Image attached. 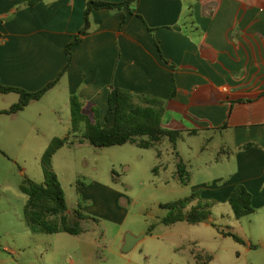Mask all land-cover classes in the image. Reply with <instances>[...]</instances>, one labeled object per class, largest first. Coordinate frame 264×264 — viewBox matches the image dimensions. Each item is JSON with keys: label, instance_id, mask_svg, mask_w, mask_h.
Segmentation results:
<instances>
[{"label": "crops", "instance_id": "0c3cea01", "mask_svg": "<svg viewBox=\"0 0 264 264\" xmlns=\"http://www.w3.org/2000/svg\"><path fill=\"white\" fill-rule=\"evenodd\" d=\"M88 1L0 0L1 83L36 92L54 81L68 62L66 45L84 26ZM72 52L68 71L42 99L64 92L68 106L75 95L89 116L98 108L108 127L116 89L162 99L165 127L213 131L207 142L220 135L217 160L224 155L235 163L224 182L227 196L243 184L255 210L264 209V0H137L131 9H97ZM139 241L127 234L123 252Z\"/></svg>", "mask_w": 264, "mask_h": 264}, {"label": "rangeland", "instance_id": "374dc122", "mask_svg": "<svg viewBox=\"0 0 264 264\" xmlns=\"http://www.w3.org/2000/svg\"><path fill=\"white\" fill-rule=\"evenodd\" d=\"M16 101L15 93L0 92V111ZM22 111L16 118L0 114V264H204L209 256L207 264H264V209L241 220L234 217L224 182L235 163L224 155L217 160L222 139L218 134L207 142L213 131L186 133L176 144L162 140L154 148L95 147L81 132L71 135V144L53 156L52 168L71 219L77 220L75 210L87 216L83 232L33 233L25 221L27 196L21 186L26 179L44 182L41 157L53 138L68 135L71 108L62 92ZM179 158L190 161L187 183L178 174ZM196 191L200 198L185 211L199 200L210 202L208 218L197 224L161 223L168 214L161 204ZM129 233L140 241L124 253L122 241Z\"/></svg>", "mask_w": 264, "mask_h": 264}, {"label": "trees", "instance_id": "16d2710c", "mask_svg": "<svg viewBox=\"0 0 264 264\" xmlns=\"http://www.w3.org/2000/svg\"><path fill=\"white\" fill-rule=\"evenodd\" d=\"M42 0H28L29 6H34ZM137 0H126L123 2H105L100 0H90L87 2L84 11V26L71 42L66 45V54L68 62L59 76L44 88L29 92L22 88L3 85L0 81V92L3 94L17 93L19 101L10 108L0 111V114H15L24 110L32 101L40 100L50 89H52L68 71L72 58V49L81 42V35L87 32L91 27V15L94 10L101 8L122 10L131 9ZM125 16H123V21ZM113 88V86H112ZM175 95V89L171 98ZM72 126L65 137L53 138L44 154L41 157V166L44 171L45 179L42 183L26 179L21 186L22 192L27 196V203L24 211L25 221L28 228L33 233H69L79 235L83 232L81 221L86 219L81 211L75 210L74 216L77 220H72L68 212L66 195L58 175L52 168V159L56 152L71 144V135H77L81 132L83 138L87 139L95 147H111L132 143L141 148H154L158 142L168 140L174 144L184 138L183 131L170 129L163 125L165 115V102L162 99L148 95L137 94L125 89H116L109 96L107 116L112 114L114 122L111 126L103 125L99 120V109L92 108L93 119L83 110V103L77 96H72L70 100ZM253 146L249 143L240 149H248ZM186 164L180 158L178 174L183 183H187ZM199 191L190 196L161 204V207L168 210V214L161 219V223L172 225L179 221H187L191 224H197L208 218L212 203L198 201L192 205L189 211L185 209L195 200H198ZM228 202L232 207L234 217L237 220L253 214L255 208L252 203V194L243 184L234 187L228 197ZM59 215V221H52L49 216ZM153 226L150 228L152 231ZM225 235L233 237L236 241L243 240L233 234L226 232ZM212 259L208 257V262ZM207 262V263H208ZM206 262L204 264H207Z\"/></svg>", "mask_w": 264, "mask_h": 264}]
</instances>
